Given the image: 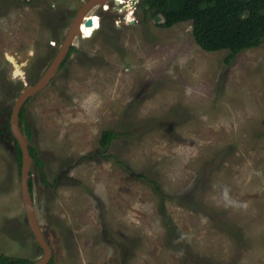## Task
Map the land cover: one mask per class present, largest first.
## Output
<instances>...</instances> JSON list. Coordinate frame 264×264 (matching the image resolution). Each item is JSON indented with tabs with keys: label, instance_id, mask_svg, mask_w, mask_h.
<instances>
[{
	"label": "rangeland",
	"instance_id": "rangeland-1",
	"mask_svg": "<svg viewBox=\"0 0 264 264\" xmlns=\"http://www.w3.org/2000/svg\"><path fill=\"white\" fill-rule=\"evenodd\" d=\"M87 1L0 0V116L45 74ZM115 1L93 8L92 38H76L24 103L49 263L264 264V47L227 64V51L196 45L190 22L162 28L142 0ZM12 139L4 120L0 252L32 263L42 252Z\"/></svg>",
	"mask_w": 264,
	"mask_h": 264
},
{
	"label": "trees",
	"instance_id": "trees-1",
	"mask_svg": "<svg viewBox=\"0 0 264 264\" xmlns=\"http://www.w3.org/2000/svg\"><path fill=\"white\" fill-rule=\"evenodd\" d=\"M140 7L144 13L150 9L157 10L163 19L160 25L162 28L190 22L196 45L208 53L227 51L228 56L225 59L227 64L244 50L261 45L264 47V0H142ZM24 112L25 108L22 106L18 118L25 125L29 138V125ZM110 139L112 133L104 132L101 143L105 145ZM13 143L20 167L21 150L15 138ZM29 154L40 165L33 148L29 147ZM28 186L32 192L30 179ZM0 264H29V262L2 257Z\"/></svg>",
	"mask_w": 264,
	"mask_h": 264
},
{
	"label": "water",
	"instance_id": "water-1",
	"mask_svg": "<svg viewBox=\"0 0 264 264\" xmlns=\"http://www.w3.org/2000/svg\"><path fill=\"white\" fill-rule=\"evenodd\" d=\"M97 1H102V0H88L76 12V15L73 18L72 23L70 24V27L64 37V40L60 44L57 53L55 54L49 67L47 68V71L45 72V74L41 76V78L34 85L29 86L20 92L11 110L10 121H9L10 131L13 137L17 140V143L21 150V163L19 170L20 196H21L27 224L34 236L35 242L38 243V245L42 249V256L37 261L32 262L30 264H48L51 259L52 252L35 218L32 193L30 192L28 186V181L30 178L29 171L31 169L32 158L29 154V144L27 138L24 136V134L21 132L18 126V112L29 97L35 95L37 92L42 90L54 77L57 69L59 68L65 57L67 56L69 49L72 46L73 40L76 36L75 34L76 27L82 19V13L86 12L88 7L94 5ZM86 25L90 26L91 21L87 20ZM26 116H27V112H26ZM27 121L29 124V119H27Z\"/></svg>",
	"mask_w": 264,
	"mask_h": 264
},
{
	"label": "bare ground",
	"instance_id": "bare-ground-1",
	"mask_svg": "<svg viewBox=\"0 0 264 264\" xmlns=\"http://www.w3.org/2000/svg\"><path fill=\"white\" fill-rule=\"evenodd\" d=\"M113 1V0H112ZM109 2H111V0H102V1H97L94 5H91L88 7L87 11L82 13V19L81 21L79 22V24L77 25L76 27V31H75V38L73 40V42L75 41L76 38L78 37H82V38H90L93 33L95 32L96 28H97V22L96 20L93 18V17H90V16H87L92 10L93 8H95L97 5H100V6H104V9H109ZM125 2V0H116L114 2V5L115 6H119L120 4H123ZM125 4H127L125 2ZM87 20H90L91 21V25L90 26H87L86 25V22ZM92 38V37H91ZM73 44V43H72ZM15 74H20V70H16ZM35 212V211H34ZM36 218V216H35ZM36 221V220H35ZM34 221V222H35Z\"/></svg>",
	"mask_w": 264,
	"mask_h": 264
},
{
	"label": "flooded vegetation",
	"instance_id": "flooded-vegetation-1",
	"mask_svg": "<svg viewBox=\"0 0 264 264\" xmlns=\"http://www.w3.org/2000/svg\"><path fill=\"white\" fill-rule=\"evenodd\" d=\"M24 106V108H25V105H23ZM24 114H25V116H26V110H25V112H24ZM10 115H11V111L10 112H8V113H4L3 114V117L2 116H0V122H2V123H0V126H2V124H3V122H4V120L6 121V125H9V121H10ZM27 116H26V121H27ZM27 124H28V121H27ZM30 124V123H29ZM28 124V125H29ZM18 126H19V128H20V130H21V132L24 134V136L27 138V134H26V127H25V125L23 124V123H21L20 122V120H19V118H18ZM30 126V125H29ZM9 128H10V125H9ZM10 133H11V131H10ZM11 135H12V133H11ZM12 137H13V135H12ZM28 139V138H27ZM13 140V139H12ZM37 157V156H36ZM32 162H34V160L32 159ZM32 165V164H31ZM19 170H20V167H19ZM30 176V175H29ZM31 188H32V186H31ZM32 191V190H31ZM32 193V192H31ZM26 217V216H25ZM26 224H27V221H26ZM27 228H28V230H29V235H30V237L32 238V240H33V242L35 243V244H37L38 245V243H36L35 242V240H34V236H33V234H32V232H31V230H30V228H29V226H28V224H27ZM42 231V230H41ZM39 246V245H38ZM39 248H40V246H39ZM41 249V248H40ZM41 252H42V249H41ZM51 252H52V250H51ZM2 257H7V258H13V257H10V256H7V255H5V254H3L2 252H0V259L2 258ZM40 258V257H39ZM51 258H52V253H51ZM17 259H22V260H27V259H23V258H17ZM28 261V260H27ZM50 261H51V259H50ZM49 261V262H50ZM29 262V261H28ZM31 262H29V264H30ZM48 264H50V263H48Z\"/></svg>",
	"mask_w": 264,
	"mask_h": 264
},
{
	"label": "clouds",
	"instance_id": "clouds-1",
	"mask_svg": "<svg viewBox=\"0 0 264 264\" xmlns=\"http://www.w3.org/2000/svg\"><path fill=\"white\" fill-rule=\"evenodd\" d=\"M120 5H124V7H127V5L126 4H120ZM14 138V137H13ZM27 141H28V139H27ZM29 144V143H28ZM30 147V146H29ZM30 175V174H29ZM30 179V178H29Z\"/></svg>",
	"mask_w": 264,
	"mask_h": 264
}]
</instances>
